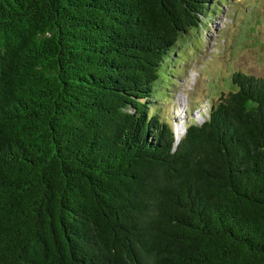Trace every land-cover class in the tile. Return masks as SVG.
<instances>
[{
  "label": "trees",
  "instance_id": "16d2710c",
  "mask_svg": "<svg viewBox=\"0 0 264 264\" xmlns=\"http://www.w3.org/2000/svg\"><path fill=\"white\" fill-rule=\"evenodd\" d=\"M216 2L0 0V264H264V77L159 107Z\"/></svg>",
  "mask_w": 264,
  "mask_h": 264
},
{
  "label": "rangeland",
  "instance_id": "374dc122",
  "mask_svg": "<svg viewBox=\"0 0 264 264\" xmlns=\"http://www.w3.org/2000/svg\"><path fill=\"white\" fill-rule=\"evenodd\" d=\"M217 1L202 28L173 54L174 61L186 60V70L180 67L181 76L166 93L169 100L159 107L178 135L187 119L204 122L210 106L232 89L228 79L234 72L264 77V0Z\"/></svg>",
  "mask_w": 264,
  "mask_h": 264
},
{
  "label": "bare ground",
  "instance_id": "6f19581e",
  "mask_svg": "<svg viewBox=\"0 0 264 264\" xmlns=\"http://www.w3.org/2000/svg\"><path fill=\"white\" fill-rule=\"evenodd\" d=\"M186 115H187V112H186Z\"/></svg>",
  "mask_w": 264,
  "mask_h": 264
}]
</instances>
